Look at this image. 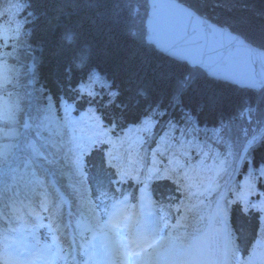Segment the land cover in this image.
<instances>
[{
    "label": "trees",
    "instance_id": "trees-1",
    "mask_svg": "<svg viewBox=\"0 0 264 264\" xmlns=\"http://www.w3.org/2000/svg\"><path fill=\"white\" fill-rule=\"evenodd\" d=\"M177 1L264 50V0ZM136 2L138 13L146 17L147 1ZM125 5L119 0H0V28L12 29L15 40L6 49L0 37V168L8 169L11 141L18 137V118L22 119L28 97L34 109L24 146L30 156H42L56 178L63 172L52 160L58 157L66 166L71 162L59 133L68 125L66 111L91 109L122 138L133 128L132 140L141 139L142 148H173L181 153L184 165L204 166L196 178L208 184L206 200L223 194L225 182L235 174L227 198L233 197L232 190L245 187L250 192L249 216L243 213L244 205L241 210L228 203L227 208L235 245L243 249L264 224V134L235 171L244 140L264 126V88L243 90L216 82L199 69L162 55L144 43V33L129 25L126 10L122 11ZM13 14L14 22L9 21ZM181 85L185 86L179 90ZM46 125L59 128L51 144L44 139ZM127 148L123 138L120 149ZM29 155L21 152L18 163L42 172ZM97 161L101 169L102 161L99 157ZM78 176L82 181L78 186L86 187ZM184 224L186 229L197 225L191 218Z\"/></svg>",
    "mask_w": 264,
    "mask_h": 264
},
{
    "label": "water",
    "instance_id": "water-1",
    "mask_svg": "<svg viewBox=\"0 0 264 264\" xmlns=\"http://www.w3.org/2000/svg\"><path fill=\"white\" fill-rule=\"evenodd\" d=\"M147 2V35L152 33V15L155 16L158 23L164 24L163 27H172L171 30H173L174 27L168 22L170 16L171 19H176L180 23V30L193 39L191 41L201 42L202 37L209 40L207 35L208 33L212 34L214 40L210 44L211 48L215 49L216 54L212 55L207 50L206 52H201L193 51L187 47L180 48L179 46L181 45H189L180 31L173 32V36L165 33L164 30H158L159 34L152 33L156 35H153L154 41L151 42L156 50L175 60L186 62L189 67L200 68L210 78L218 81L228 82L249 90H257L264 86V50L255 47L247 41L245 42L238 35L224 31L221 27L203 18L177 0H147ZM153 9L156 12H153ZM161 10L168 13H164L167 16L166 18L162 17ZM164 39H170L171 44ZM233 43L235 44V49L232 48ZM194 44L197 45V43ZM237 48L242 54L240 60H236L233 57V53Z\"/></svg>",
    "mask_w": 264,
    "mask_h": 264
},
{
    "label": "rangeland",
    "instance_id": "rangeland-1",
    "mask_svg": "<svg viewBox=\"0 0 264 264\" xmlns=\"http://www.w3.org/2000/svg\"><path fill=\"white\" fill-rule=\"evenodd\" d=\"M119 1H123V2H126L127 3V5H125L126 7H124V9H122V11H125L126 10V13H127V16H126V19H128L130 22H129V25L132 27V28H134L136 31H140L142 34L144 33V34H146L147 35V33H146V18H147V16H148V11H147V13H146V17H142L139 13H138V11H137V9H136V7L134 6V4L136 5L138 2H136V1H138V0H119ZM147 1V0H146ZM116 2H118V1H116ZM143 4V3H142ZM147 6H148V2H147ZM121 8H123V7H121L120 6V10H121ZM8 10L11 12L13 9L11 8V7H8ZM197 13V12H196ZM198 14V13H197ZM14 17H15V15L13 14L12 15V19L10 20L9 19V21H13L14 22ZM6 26H3V28H0V37H2L3 38V41H2V45H3V47L4 48H8L9 46H11L12 44H14L15 43V40L14 39H11V33L10 32H12V29H10V28H8V27H6ZM131 28V29H132ZM8 39H10L9 41H8V43H7V40ZM259 48V47H258ZM260 49H262V48H260ZM263 50V49H262ZM185 85H181L180 87H179V90H182V88L184 87ZM18 120L20 121V118H18ZM42 122V120H40V123ZM68 132H70V130H69V128H68ZM60 133V132H59ZM71 134V133H70ZM10 138H12L11 136H10ZM114 140H116L115 138H114ZM12 146L14 147V140H13V138H12ZM15 148L17 149V148H19L20 150H21V146H15ZM25 147H22V149H24ZM161 148H163V150H164V153L166 154V155H164V159L165 160H167V161H176L177 159H178V156H176V150L175 149H173V148H166V147H161ZM169 153H172V154H174V155H167V154H169ZM152 158H154V156L152 157ZM58 161V158L56 157V158H54V160H53V163H54V166L57 164V161ZM153 160V159H152ZM154 161L155 162H158V163H160L161 162V159H154ZM155 162H153L152 161V164H155ZM163 163H164V161H163ZM58 169L61 171V170H63L64 169V164L62 163V162H58ZM220 168H222V167H220ZM220 168H218L217 166H216V169L218 170V171H221V170H223V169H220ZM200 170V169H199ZM158 175V174H157ZM156 176V175H155ZM170 176V175H169ZM157 177V176H156ZM232 179V177L230 178V179H228L229 181L227 182H225V183H229L230 182V180ZM213 188H211V190H212ZM240 190H243L244 192H242V193H240V195H244L245 194V187L243 188V189H240ZM233 192H235V193H237L239 190H232ZM222 199V197H220V200ZM220 203H222V202H220ZM227 202H225V204H226ZM224 210V206H222V208H221V212ZM223 214V213H222ZM105 235H102V236H99V237H104ZM106 240V238L105 239H100V240H98V241H96L97 243H100V242H103V241H105Z\"/></svg>",
    "mask_w": 264,
    "mask_h": 264
},
{
    "label": "bare ground",
    "instance_id": "bare-ground-1",
    "mask_svg": "<svg viewBox=\"0 0 264 264\" xmlns=\"http://www.w3.org/2000/svg\"><path fill=\"white\" fill-rule=\"evenodd\" d=\"M188 7V6H187ZM191 9V8H190ZM193 10V9H192ZM194 11V10H193ZM153 12H156V10L155 9H153ZM161 15H162V17H164V18H166L167 16H166V14H168L166 11H164V10H161ZM164 13H166V14H164ZM155 15H158V14H155ZM168 22L170 23V25L171 26H173L174 27V29L173 30H171V28L170 27H168V28H165V27H163L164 26V24H162V23H158L157 22V20L155 19V16L154 15H152V23H151V28H152V33H156V34H159L160 32L158 31V30H164L165 31V33H167V34H169L170 36H173V32H175V31H180L182 34H183V37L188 41V43H189V45L188 44H185L184 46L183 45H181V46H179L180 48H190V49H192L193 51H201V52H206V50L210 53V54H212V55H215L216 54V52H215V49L214 48H211V44H210V42L212 41V40H214V36L212 35V34H210V33H208V39L209 40H207L205 37H202V41L201 42H196V41H191V40H193V39H191L188 35H186L184 32H182L181 30H180V28H181V25H180V23L175 19H171V17L169 16V18H168ZM210 22H212V21H210ZM213 24H216L217 26H219V27H221V29H223L224 31H226V32H228V33H231V34H234V35H238V36H240L239 34H236V33H233V32H231L230 30H228V29H226V28H224V27H222V26H220V25H218L217 23H215V22H212ZM187 30V29H186ZM179 32V33H180ZM188 32V31H187ZM150 34V35H147V38L146 37H144V43L147 45V46H150V47H152V48H154V50H155V46H154V44L153 43H151V42H153L154 41V39H153V35H155V34ZM156 36V35H155ZM241 38H243L242 36H240ZM244 40H245V42L247 41L245 38H243ZM164 40H166L167 42H169L170 44H171V40L170 39H164ZM194 43H197V45L196 44H194ZM160 44V43H159ZM161 45V44H160ZM163 45L164 46H166L164 43H163ZM167 48V47H166ZM232 48L233 49H235V44L233 43V45H232ZM231 48V49H232ZM157 52H159V53H161L162 55H164L162 52H160V51H158V50H156ZM165 56H167V55H165ZM169 57V56H168ZM233 57L236 59V60H240L241 58H242V54H240V50L237 48L236 49V51L233 53ZM171 58V57H170ZM94 80H95V77H93V74H92V76H91ZM81 82V81H80ZM90 87H93V88H97L95 85H93V84H90ZM100 87H101V84H100ZM193 161L195 162V164H198V161L196 160V159H193ZM8 206L9 207H12V205H10V204H8ZM16 213H20V211H16V212H13V214H16ZM172 226H174L173 224H172Z\"/></svg>",
    "mask_w": 264,
    "mask_h": 264
}]
</instances>
